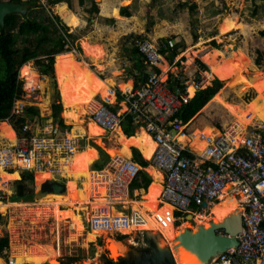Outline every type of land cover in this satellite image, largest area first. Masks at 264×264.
<instances>
[{
    "label": "rangeland",
    "instance_id": "obj_1",
    "mask_svg": "<svg viewBox=\"0 0 264 264\" xmlns=\"http://www.w3.org/2000/svg\"><path fill=\"white\" fill-rule=\"evenodd\" d=\"M20 1H22V3H18L14 0H0V2L19 4L22 8V12H24L22 14L26 13V15H30V13H28L31 9L28 3L30 0ZM98 1H105L102 5L103 15L113 16V10L110 9V6L115 5L118 7L120 15L121 8L128 7L131 16L126 17L129 18L127 20H123L125 19L124 17L121 20L114 17H105L101 15V3H98L96 0H86L83 5H80L79 0H60L52 6H48L47 0H39L38 4H42L45 7V14L48 15L52 13L58 15L61 20L67 24L63 22L68 27L69 33L73 35L72 38H75V42L71 38L75 48L69 51L73 54L74 59L77 62L85 63L93 74H98L102 82L107 78H114L115 82L111 83V81H104L105 83H103L104 85H102L101 89H95L91 87L89 82L80 81L73 69L65 73L59 71V77L61 78L60 95L55 71L56 55L54 71L53 74L50 75L43 74L34 60L29 61L28 63L40 76L42 86L35 87L34 89L33 87L26 88L25 80L20 74V68L19 79L23 83L24 94L21 99L17 100L15 105L22 104L24 107L31 106L39 110V116H26L25 114L26 123L29 126L31 135H43L47 132L46 129L49 128V126L61 124L59 119L55 118L52 113L53 104L60 103L62 105L60 116L64 122L62 125L65 127L68 136L77 140L81 148L79 150L85 147L88 153V159L91 161L89 169L93 171L107 170L109 163L115 158V156L112 158L109 149H112L114 145L119 146L114 142V134L116 132L108 133L94 128L95 135L88 136L87 125L92 122V118L91 113H89V108L85 105L83 96H85V92H87L88 100L91 102L90 107L94 109L106 95L107 87H109L107 83H110L112 86L111 88H114L120 93L123 91L119 87L120 84L131 81L133 85V82L135 83L137 81L138 70L135 66V60L132 57L134 48L131 45V40L139 38H148L157 42L165 41L173 44L174 48H177V55L173 59L169 58V52H165L166 63L162 65L163 72L168 70L167 75L170 81H172V85L175 83L176 76L179 79L180 87L185 90H187V88L190 90V88L193 87V81L198 78L205 81L203 89L217 85L219 90L220 84L216 83V81L220 80L222 82V88L205 110V120L214 122L219 130H236L237 122L241 121L245 126L241 135L242 138H244L243 136L246 134L247 130L248 132L256 131L261 124L264 123V37L260 34L261 31H264V0ZM61 2H65L68 5ZM193 4H196V8L191 10V5ZM255 9L257 12L256 15L253 16L252 14ZM42 10L43 8L40 7L34 8L31 16L43 14ZM229 19L230 21L232 19L231 24L228 21ZM231 40H238V45L235 47L233 44H230ZM33 43V39L29 40L21 37L18 47L30 46ZM80 43L84 48L86 47L87 50L85 48L84 51ZM76 47H79L80 50L76 49ZM99 48L101 54L105 57L103 63L97 61V58H92L93 56L100 55L96 52ZM215 50L221 51L224 57L220 58L222 60L217 70L212 71L210 66L206 63V60L207 56L213 54ZM258 57L261 58L260 64L257 63ZM111 59L114 60V66H104ZM0 65H3L1 58ZM98 65L104 66L101 71H98V69H100ZM202 65H205L206 68ZM116 68L119 69L117 73L115 70ZM165 75L163 78H165ZM3 76V73L0 74V77ZM76 82H79V84L77 85ZM197 92L194 88V95L192 97H194ZM78 96L85 107L86 114H84L81 124L73 125L67 123L64 118V105L76 100ZM111 101L113 102L111 106H116L118 112L121 113L126 110L123 103L116 104V101H119L118 92L117 100L114 101L113 98ZM213 104L224 106L227 109L224 116L214 108ZM255 108L258 109V114L254 112ZM150 111L152 113L154 112L151 109ZM256 117H260L262 121L257 122L255 120ZM223 118L225 122L224 125ZM5 122L8 123L9 126L2 133L3 135H0V140L4 139V142H0L7 143V140H9L8 142L12 143L15 139V132H18L10 120ZM78 127L82 128V131L80 129L78 130ZM139 129H135L134 134L138 133ZM197 130L201 129L198 128ZM210 134H212L211 129ZM90 146L97 150L98 157L94 163L90 159ZM135 150L139 153L141 152L136 147H131V156L128 158L137 160L134 155ZM58 154L65 157V155L55 152L54 150L43 157L44 161L50 159L49 161L53 163L51 171H49V167L34 171V179L32 182L28 183V185L32 186L34 193V198L31 202H19L24 208H9L6 211H1L0 209V238L8 237L9 239V247L0 255V264H38L51 258L56 259L57 263L63 264H80L82 262L90 264L93 261L97 262L96 259L105 253V249L110 248L111 240L123 244L131 243L136 249L145 247L142 236L145 230L138 231L134 228L126 237L120 236L115 232L93 234L91 232L92 228L89 227V220L91 219L93 210L90 205H83L81 207V201L84 199L83 197L73 199L70 197L69 193H66L65 196L36 197L37 182L40 180L36 181L35 177L44 179V177L50 173L53 174L59 182L78 187V190L86 197L87 173L76 177L75 175H78V173L75 174V172H73L72 168L74 162L73 158L69 155L72 167L62 171L57 170L58 162L56 158ZM116 155V158H122L118 154ZM148 168H150V166ZM17 170L19 179L9 180L3 188L2 186L0 187L1 193L5 197L4 201L0 202L2 204L10 202V197L16 193V182L20 180L25 173L23 171L21 173L19 169ZM148 172L152 175L149 170ZM162 180V173L159 179L153 178L152 180V186H155L160 193V207L165 203L161 198ZM0 181H2L1 177ZM229 189L230 188L227 187L225 193H229ZM147 190L145 192L140 191L141 194L133 191L131 199H141V197L146 194ZM111 197L114 198L115 196L112 195ZM236 198L238 200L241 198L240 206L242 207L241 202L243 197L237 195ZM115 199H117V197ZM40 200L49 201L56 206L58 205L57 215H60V217H63L65 214L64 212L67 213L66 216L76 217L75 220L78 229L84 231L83 237H80L78 241L72 240L71 237L76 231L70 219L58 222L56 220L58 217L56 215L52 216L51 214L42 219L40 217L36 218L33 212L38 208L41 202ZM120 206L121 212L127 214L134 212L129 201L125 204L122 203ZM114 207L119 210V206L115 205ZM232 207L235 209L234 206ZM192 212H194V214H191L193 219L187 220V215L190 214L181 213V216L176 217L179 213H174V209L173 211L170 210V215L172 216L170 235L181 227L191 226L198 228L197 225L201 222L208 226V221L212 219L215 213V211H212V213L211 210L202 212L198 208L192 210ZM82 221L83 227H80ZM133 227L137 226L133 225ZM154 232L155 234H160L157 231ZM162 237L164 236L162 235ZM166 241L168 242V240ZM35 243L45 246L49 251V256L45 257L42 254H38L33 255V257L29 259L16 260L13 262L15 260L12 257L13 245L19 246L26 244L30 246ZM215 261L219 262L217 258ZM96 262L95 264H97ZM213 262L214 261L210 264H213Z\"/></svg>",
    "mask_w": 264,
    "mask_h": 264
},
{
    "label": "built area",
    "instance_id": "obj_2",
    "mask_svg": "<svg viewBox=\"0 0 264 264\" xmlns=\"http://www.w3.org/2000/svg\"><path fill=\"white\" fill-rule=\"evenodd\" d=\"M131 45L146 65L142 77L144 81L140 86L120 92L123 96L120 103L126 107L124 112L114 111L110 97H107L92 110V120L105 132L113 133L116 127H123L127 117L131 116L133 125L151 134L156 148L149 161L163 173L161 197L175 208L174 213L187 214L197 208L208 211L231 185V194L243 197V230L237 237L238 247L220 254L217 261L225 264H264V125L256 131L247 130L243 140L237 138L234 129L221 131V135L214 140L204 135L207 146L203 154L189 149L188 144L179 140V136L188 134V127L178 114L193 97L188 88L185 90L176 85L175 90L167 75L168 70L166 73L162 71V65L166 63L165 52L172 51L173 44L142 38L132 39ZM164 75L165 78L162 77ZM204 86L205 81L201 78L193 81L196 92ZM111 91L116 101L117 92L114 89ZM25 109L22 104H14L12 116L16 119L22 117ZM22 130V134L15 132L14 142H0V171L19 169L34 175V171L53 164L50 159H43L52 150L67 157L76 148L81 149L77 140L70 138L60 124L49 126L47 132L40 136L31 135L27 123ZM141 170L142 167L133 158L115 157L109 163L105 171L108 173L110 192L114 194V199L118 198L113 206L120 204L119 197L128 193ZM4 199L0 189V202ZM204 204L206 209L202 207ZM108 211L107 207L94 209L89 227L125 236L129 233H124V229L142 222L135 212L127 214L117 210L122 215L113 218ZM221 234L224 232L221 231Z\"/></svg>",
    "mask_w": 264,
    "mask_h": 264
},
{
    "label": "bare ground",
    "instance_id": "obj_3",
    "mask_svg": "<svg viewBox=\"0 0 264 264\" xmlns=\"http://www.w3.org/2000/svg\"><path fill=\"white\" fill-rule=\"evenodd\" d=\"M98 3L100 1L96 0ZM126 6V5H125ZM63 21V20H62ZM64 22V21H63ZM224 57L223 53L219 50H215L213 54L207 56L206 63L210 66V69L212 71L217 70V68L221 64L220 58ZM205 58V57H204ZM203 58V59H204ZM56 65L59 71L62 73L67 72L68 70L73 69L75 73L78 76V79L83 82H89L94 87H99L101 84V80L96 77L93 72H91L88 67L86 66L85 63L82 62H77L74 59V56L71 52L68 53H61L56 55ZM58 71V72H59ZM20 74L25 80V87L26 88H32L35 87H41L42 86V81L40 80V76L38 73L32 68V66L29 63H26L25 65L22 66L20 70ZM163 77V76H162ZM208 77V76H207ZM121 90L124 92L130 90L132 88V84L130 81L123 83L120 85ZM32 90V89H31ZM112 90V89H111ZM112 92V91H111ZM194 88L191 87L189 90L190 95H193ZM113 93V92H112ZM107 97H110V101L114 98L112 95L106 96L103 98L106 99ZM102 100V101H103ZM62 101V100H61ZM111 103H113L111 101ZM63 104V103H62ZM64 118L66 119L67 123L77 125L81 124L83 122V116L85 113V107L81 103V99L78 96V98L72 102L67 103L64 105ZM254 112L258 114V109L255 108ZM257 122L262 121L260 117H256L255 119ZM92 122L95 125V128H98L99 130H103V128L98 125L96 122L92 120ZM261 125H264L261 124ZM188 127V124H187ZM136 127L135 129H137ZM245 126L241 121H238L236 124V135L239 140H242V131L244 130ZM120 130V131H119ZM146 129L141 128L139 129L138 133L134 134L131 137H127L124 134L123 128L121 126L116 127L114 134V138L116 142V145L119 146H113L112 149H109V153L112 156V158L117 156H121L122 158H128L131 156V147H136L139 149L143 155L144 158L146 159H151L155 148H156V143L154 139L152 138L151 134L147 133L145 131ZM113 132V133H114ZM124 133V134H123ZM193 132H188V134L181 135L179 136V140L184 143L188 144L189 149L196 151L199 154H203L205 151V148L207 146V143L205 141L204 146L198 150L194 149L191 147V142H189V139L187 138L188 136H191ZM187 136V137H186ZM207 137H211L213 140L217 139L214 138L212 134L208 135ZM245 137V134L244 136ZM71 138V137H70ZM76 138V137H75ZM15 139L12 141L14 142ZM189 142V143H188ZM79 145V144H78ZM80 148V147H78ZM87 152L85 150V147L82 150L75 149L72 155H69L73 158L74 166H73V172L78 173L75 176L78 177L81 174H86L87 177V194L86 197L83 196V193L78 190V187H73L72 185L64 184L59 182L53 174H47L43 180L37 182V191L36 194L39 193V197H46V196H65L66 193L70 194V197L73 199H79V198H84L82 199L81 207L84 205H90L92 210L96 208H108V215L110 217H117L121 216L122 213L118 212L117 209L112 205L114 203V198L111 196L114 194L110 192L109 188V179H108V173L107 171H93L89 169L90 161L87 156ZM148 170L152 173L154 179H159L161 176L160 171L156 169L154 165L152 167L148 168ZM0 177L2 181H0V187L5 186V184L9 180L13 179H19V173L18 171L14 172H7L4 170L0 171ZM62 184L65 186L66 191L61 193V192H56L55 191V186L56 184ZM7 187V186H6ZM227 187L230 189L228 190L229 193H225ZM224 193L221 197V200H219L217 203L213 204L210 207L211 212L215 211L212 219L208 221V226L204 225L202 222L198 225H203L206 229H209L211 227V224H220L228 219H230L234 215L242 214V207L240 206V199L239 200L236 198V195H232L231 192L233 191V187L231 185L227 186ZM162 190H163V180H162ZM162 194V193H161ZM160 193L158 189L155 186H151L148 188L146 194H144L141 199L139 200H134L131 202L132 209L135 213L140 215L142 222L139 223V225H136L137 227H131L129 229H124V233H130L131 230L136 228L138 231L139 230H148L151 231L152 233L155 234L154 231L159 232L162 235L157 234V239H158V245L162 248L165 246H168L171 248V250L174 252L173 248V243L172 240L178 238L181 234H185V230L189 229L193 231L194 233L197 231V228L188 226V227H181L179 229H176V232L172 235H170V226H171V220L172 216L170 215V210L173 211L175 209L171 204L168 202H165L164 204L161 205L160 207ZM242 197V196H241ZM162 198V197H161ZM121 199V198H120ZM163 200V199H162ZM41 202L38 205V208L33 212L35 217H40L45 218L51 214L52 216L56 215L58 218L56 219L58 222L64 221L66 219L72 220V224L76 233L72 235V240L73 241H78L80 237H83V230L78 229L77 223H76V217H69L66 216V212L63 215V217H60V215H57V206L52 204L49 201H43L40 200ZM164 202V200H163ZM231 206V207H230ZM234 206L235 209L232 207ZM207 206H204L203 208L206 209ZM9 208H24L21 206L19 202H8L7 204H2L0 203V209L1 211H6ZM215 209V210H214ZM202 212H205L202 211ZM212 212V213H213ZM200 213V212H197ZM187 214H194V212H189ZM33 215V216H34ZM208 219V218H207ZM205 219V220H207ZM177 220V219H176ZM198 220V219H196ZM220 220V221H219ZM69 221V220H68ZM200 221V220H198ZM197 225V227H198ZM91 232L93 234H100V233H108L112 231L108 230H95L91 229ZM156 236V235H155ZM168 240V242L166 241ZM130 244H123L120 242H116L114 240L110 241V248H107L105 250H109L110 255L109 258H115L119 255H126L130 251ZM13 250V258L15 259L13 262L20 261L22 259H29L33 257V255H38L42 254L45 257L49 256V251L48 249L45 248L42 244H33V245H19V246H12ZM41 255V256H42ZM176 257H177V263L178 264H202L198 257L191 251L184 249L181 246H178L177 252H176ZM218 257V256H217ZM214 258L213 264H225L223 262H216ZM1 260V259H0ZM45 261H49L50 264H58L56 259H46ZM40 262V263H43ZM38 263V264H40ZM92 263V262H91ZM90 263V264H91ZM80 264H87L86 262H82Z\"/></svg>",
    "mask_w": 264,
    "mask_h": 264
},
{
    "label": "trees",
    "instance_id": "obj_4",
    "mask_svg": "<svg viewBox=\"0 0 264 264\" xmlns=\"http://www.w3.org/2000/svg\"><path fill=\"white\" fill-rule=\"evenodd\" d=\"M18 3H22L20 0H14ZM60 0H47L48 6H52L58 3ZM68 1V0H67ZM255 1V0H253ZM39 0H30V15L22 13H12L5 17L4 25H0V58L3 61V65H0V74L3 73V77H0V130L3 133L9 126L5 121L10 120L11 123L17 129L19 134L23 133V125L26 123L27 115L39 116V110L36 107H26L24 115L19 118L12 116V110L15 104V101L21 99L24 90L23 83L19 79V70L23 65L28 63L31 60H34L36 64L41 69L42 73L45 75L53 74L54 71V61L55 55L72 51L75 48V45L71 41L73 35L69 33L68 27L63 23L61 18L58 15L52 13L45 14V7L42 4H38ZM80 5L85 4L86 0H79ZM38 4V5H36ZM40 7L43 8L42 13L37 16H31V13L34 8ZM196 8V4L191 5V10ZM110 9L113 10V17L121 20L123 17H130L131 12L128 7L121 8V15L119 14L118 7L115 5L110 6ZM50 11V9H49ZM257 10L253 12V16L256 15ZM230 24L232 19L228 20ZM261 36L264 37V31L260 32ZM23 37L25 39H33L34 43L30 46L18 47L19 39ZM142 39V38H139ZM75 42V38H72ZM79 44V43H78ZM80 46L85 51L84 46L80 43ZM76 49L80 50L79 47ZM169 58L173 59L177 55V48H173L172 51H169ZM132 57L135 60V66L139 72V78L141 82L144 81L143 75L146 72V65L141 55L138 53L137 49L134 48L132 52ZM261 58L258 57L257 63L260 64ZM206 68L205 65H202ZM55 71L59 86V91L61 95V78L59 77V70L55 65ZM218 83V81H216ZM177 84L180 85L179 79L177 78ZM222 88L220 85L219 90ZM218 86L213 85L207 87L206 89L198 91L195 96L190 100V102L185 105L182 110L179 112L178 117L181 118L183 123H188V132H193L191 136H188L191 139V147L194 149L200 150L205 144L204 135L207 137L210 134V129L212 130V135L214 138H217L221 135V130L215 125L211 120H205L207 106L210 104L212 99L219 92ZM123 99V96L118 92V100ZM62 100V98H61ZM85 105L89 108V113L94 110L90 107L91 102L88 100L87 92L84 96ZM63 103V100H62ZM214 105V104H213ZM114 111H117L116 106H111ZM223 116L227 112V109L224 106L214 105ZM62 105L60 103H54L52 106L53 116L60 121V125L64 124L63 119L61 118ZM26 114V116H25ZM225 124L223 118V125ZM63 126V125H62ZM95 125L93 122H90L87 125L88 136H94ZM123 131L127 137L134 135L136 126L133 125V119L131 116H128L126 123L123 124ZM201 130H197V129ZM204 128V129H203ZM210 128V129H209ZM82 131V128L78 127V130ZM196 129V130H195ZM27 134V133H26ZM57 155V153H56ZM135 158L143 166L147 167L149 162L144 160L141 154L135 150ZM97 150L96 148L90 146V159L94 163L97 160ZM58 162L57 170L62 171L72 167L71 158L69 156L62 157L58 154L56 158ZM53 168V164L50 165L49 171ZM34 179L31 172H25L20 180L17 183L16 193L10 197V202H31L34 198L33 188L31 185H28L29 182H32ZM36 181H41L43 178L35 177ZM132 189L134 188H145L151 187L153 181L149 175L142 171L140 172L139 177L133 182ZM176 216V215H175ZM181 216V214L176 217ZM1 220V215H0ZM83 227V221L80 225ZM9 247L8 237L0 238V255L3 254L4 250Z\"/></svg>",
    "mask_w": 264,
    "mask_h": 264
},
{
    "label": "water",
    "instance_id": "obj_5",
    "mask_svg": "<svg viewBox=\"0 0 264 264\" xmlns=\"http://www.w3.org/2000/svg\"><path fill=\"white\" fill-rule=\"evenodd\" d=\"M12 13H24L19 4H13L8 2H0V25H4V19L7 15ZM230 44L235 47L238 45V40H231ZM221 85L222 82L217 80ZM177 90V87H175ZM56 192H65V186L62 184H56ZM39 193L36 197H39ZM207 206L204 204L202 207ZM192 215H187V220H192ZM264 226V223H262ZM243 230L242 215H234L230 219L220 223L211 224L209 229H206L203 225H198L197 231L186 229L185 234H181L178 238L173 239L174 252L170 247L164 248L158 245L157 234L151 231L145 230L143 233V240L145 247L134 248L130 244V251L126 255H119L115 258H109V250H105V253L99 258L97 262L93 261L91 264H178L176 252L178 246L183 247L186 250L193 252L202 264H210L215 257L226 252L228 249L236 248L239 245L237 239L239 233ZM221 231L224 234H221ZM156 235V236H155ZM23 264H35V263H23ZM40 264H50L49 261H45ZM63 264V263H58Z\"/></svg>",
    "mask_w": 264,
    "mask_h": 264
},
{
    "label": "crops",
    "instance_id": "obj_6",
    "mask_svg": "<svg viewBox=\"0 0 264 264\" xmlns=\"http://www.w3.org/2000/svg\"><path fill=\"white\" fill-rule=\"evenodd\" d=\"M104 2L105 1H100V7H101V15H103V13H102V5L104 4ZM61 3H65V2H61ZM65 5H68L67 3H65ZM117 7V6H116ZM103 16H105V17H113V16H106V15H103ZM115 18V17H114ZM125 19H123V20H127V19H129V18H126V17H124ZM117 19V18H116ZM82 21V20H81ZM67 25V24H66ZM72 25V24H71ZM71 27V26H70ZM72 28V27H71ZM86 48V47H85ZM86 50H87V48H86ZM96 52L98 53V54H100L99 56H93L92 58H97V61H99V62H104L105 60H104V56L101 54V50H100V48L98 49V50H96ZM114 60L113 59H111V60H109L104 66H108V67H112V66H114ZM104 66H99L98 65V67L100 68V69H98V71H101L102 69H103V67ZM116 70V73L117 72H119V69L118 68H116L115 69ZM138 74H139V72H138ZM95 75V74H94ZM96 77H98V74L97 75H95ZM177 76L175 77V83L172 85L173 87H176V85H179V84H177ZM98 79H100L99 77H98ZM101 80V87L99 86V87H94V86H92L91 85V87H93V88H95V89H101L102 88V85H104L103 83H105L104 81H111V83H113V82H115V80H114V78H107V79H105L103 82H102V79H100ZM128 82V81H127ZM131 82V81H130ZM172 82V81H171ZM77 83V85L79 84V82H76ZM126 83V82H125ZM108 85H109V87H107V90H106V95L104 96V97H106V96H113V93L111 92V89H114V88H111L112 86H111V84L110 83H107ZM123 84V83H122ZM140 84H142V82H141V80H140V78H139V75H138V79H137V81L134 83L133 82V85H132V87L134 86V87H137V86H140ZM121 85V84H120ZM120 85H119V87H120ZM90 86V85H89ZM180 86V85H179ZM120 89H121V87H120ZM115 90V89H114ZM115 91H117V90H115ZM117 92H119V91H117ZM194 95V94H193ZM193 95H190L191 97L193 96ZM84 97V96H83ZM117 102H121L120 100L119 101H116V103ZM118 103V104H119ZM126 123V121L124 122V124ZM139 129V128H138ZM141 129V128H140ZM146 131V130H145ZM147 132V131H146ZM248 132V131H247ZM148 133V132H147ZM149 134V133H148ZM0 135H3L2 133L0 134ZM126 136V135H125ZM187 137V136H186ZM188 139H189V142H191V139L189 138V137H187ZM0 141H2V142H4V139H1ZM9 140H7V142H8ZM188 142V143H189ZM9 143H11V142H9ZM141 153V152H140ZM141 155H142V153H141ZM142 158L144 159V160H146L144 157H143V155H142ZM134 159V158H133ZM135 160V159H134ZM150 160V159H149ZM149 160H146L147 162H149V165L147 166V167H142V170H141V172L142 171H144V172H146L148 175H149V177L151 178V182H152V180H153V176L152 175H150V173L148 172V167L150 166V167H152V164L150 163V161ZM139 165H141L139 162H138V160H135ZM91 162V161H90ZM151 164V165H150ZM157 169V168H156ZM158 170V169H157ZM14 171H18V170H14ZM14 171H12V172H14ZM158 171H160V170H158ZM161 173H162V171H160ZM21 173H22V171H21ZM33 174V173H32ZM162 175H163V173H162ZM132 184H134V183H132ZM132 184H131V186L129 187V191H128V193H126V194H124V195H122L121 197H119V198H121V201H120V204L119 205H117V206H119V210L121 209V202L122 203H127L128 201L131 203V202H133L134 200H136V199H131V197H132V192L134 191V192H136V193H139V194H141L140 193V191H143V192H145L147 189H145V188H134V189H132ZM162 185V184H161ZM141 196V195H140ZM118 199V198H117ZM119 202V201H118ZM122 211V210H121ZM131 211V210H130ZM128 213H130V212H128ZM127 235H125L124 237H126Z\"/></svg>",
    "mask_w": 264,
    "mask_h": 264
},
{
    "label": "flooded vegetation",
    "instance_id": "obj_7",
    "mask_svg": "<svg viewBox=\"0 0 264 264\" xmlns=\"http://www.w3.org/2000/svg\"><path fill=\"white\" fill-rule=\"evenodd\" d=\"M67 184V183H66ZM69 185V184H68ZM55 197V196H54Z\"/></svg>",
    "mask_w": 264,
    "mask_h": 264
}]
</instances>
